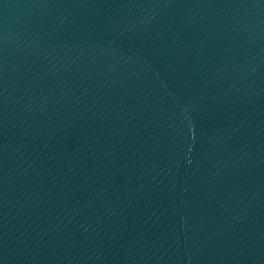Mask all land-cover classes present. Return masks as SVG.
<instances>
[{"label":"water","instance_id":"95a60500","mask_svg":"<svg viewBox=\"0 0 264 264\" xmlns=\"http://www.w3.org/2000/svg\"><path fill=\"white\" fill-rule=\"evenodd\" d=\"M0 264H264V0H0Z\"/></svg>","mask_w":264,"mask_h":264}]
</instances>
